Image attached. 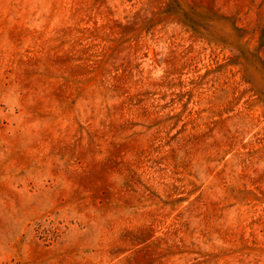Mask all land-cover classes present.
I'll list each match as a JSON object with an SVG mask.
<instances>
[{
  "label": "rangeland",
  "instance_id": "rangeland-1",
  "mask_svg": "<svg viewBox=\"0 0 264 264\" xmlns=\"http://www.w3.org/2000/svg\"><path fill=\"white\" fill-rule=\"evenodd\" d=\"M0 264H264V0H0Z\"/></svg>",
  "mask_w": 264,
  "mask_h": 264
}]
</instances>
